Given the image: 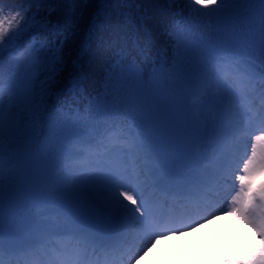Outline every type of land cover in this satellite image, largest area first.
<instances>
[{
  "label": "snow or ice",
  "instance_id": "obj_1",
  "mask_svg": "<svg viewBox=\"0 0 264 264\" xmlns=\"http://www.w3.org/2000/svg\"><path fill=\"white\" fill-rule=\"evenodd\" d=\"M42 2L44 0H20V5L13 7L6 4L5 0H0V91L5 87L3 72L5 49L9 50L10 55L16 53L20 47L17 43L19 37L30 26H34V32L39 33L50 25V21L45 22L44 18L37 21L38 13L30 14L31 6ZM195 3L207 5L215 3V0H195ZM220 3L221 5L243 3L259 6L260 51L264 56V0H220ZM25 4L28 7H23ZM6 9L9 12L7 16L4 15ZM13 11L15 15L11 14ZM196 11L199 10L196 9ZM17 28L19 30H15ZM10 31L11 34H9ZM67 39L66 34L59 41H49L34 35L33 40H39L38 46L34 43L24 52H20L19 56L23 58V63H16L15 71L8 76L7 110L0 103V264H5L2 257L6 251L9 254L35 251L49 236L48 230L44 228L36 229L27 237L17 236L11 231L6 236L3 227V210L6 189L10 201L14 193L17 161L29 136L28 122L35 118L39 106L44 104L46 93H37L35 89L36 73L42 62L47 60L52 65L51 80H55L56 76L63 71V45ZM174 42L181 68L171 74V84H165L171 93V102L183 104L190 95L197 98L193 100V104L201 110L205 123L204 139L209 145H218L227 137L244 131L233 126L229 118L228 96L234 95L235 89L225 81L224 68L231 65L238 74L241 70L235 65L228 49L222 45H209L193 48L194 55H190L186 36H177ZM162 71L160 67H153L150 73L142 70L141 65L130 60L121 50L116 54L108 76L111 81L119 74L127 87L121 89L118 99L110 108L97 114L101 123L92 132L82 134L77 128L72 110L69 109L64 112V123L62 125L57 123L52 128L49 156L52 169L57 173V182L70 180L77 184L102 178L117 189V194L109 202L118 222L116 236L105 237L98 234L79 213L71 210L63 212L64 230L60 234L66 235L77 244L113 248L132 230L154 233L158 227L165 226L164 218L156 217L152 201L144 198L142 194L134 197L128 191H118L125 173L122 167L113 161V153L120 149L109 147L113 140H118L128 146L130 153L142 149L141 137L134 131V128L140 125L135 123L134 117L128 115L127 108L134 98L151 91L154 85L160 83L158 73ZM248 75L243 73L244 77ZM72 83L75 84L76 80ZM247 87L257 89L250 78ZM258 92L264 100V83L259 85ZM129 119L133 120L131 126L128 123ZM260 140H264V137H257V141ZM251 149V156H248L246 144L245 153L240 157V162L245 160L246 162L242 163L243 174L234 176V180L239 182V192L232 197L227 214L238 218L259 236V247L247 250L251 258L248 264H264V186H261L257 192L250 183L254 175L264 173V151L258 152L256 144H252ZM93 152H96V158L87 166L82 164V161ZM240 162H236V168L241 167ZM229 175L234 174L230 169L224 168H217L201 176L189 178H177L169 174L160 177L153 186L173 198L198 201L207 195L210 185L221 180L227 185ZM230 187L234 190L235 183ZM228 194L230 193L225 191L224 200H227ZM120 197L135 207L129 208L120 200ZM136 264H139V260Z\"/></svg>",
  "mask_w": 264,
  "mask_h": 264
},
{
  "label": "trees",
  "instance_id": "obj_2",
  "mask_svg": "<svg viewBox=\"0 0 264 264\" xmlns=\"http://www.w3.org/2000/svg\"><path fill=\"white\" fill-rule=\"evenodd\" d=\"M5 3L19 6L7 0ZM42 3L46 22L59 27L58 37L65 34L68 37L64 43L67 65L63 77L58 78L63 85L75 78L66 73L72 66L77 67L74 71L77 76L102 77L106 67H111L115 49L124 42L139 54L137 41L150 63L154 52L162 50L173 73L177 69L176 37L186 36L189 40L191 33L200 32L191 22L206 31L207 20L229 5H221L220 0L207 5L196 4L195 0H44ZM4 15H9L7 9ZM213 28L217 29V24ZM231 33L227 31L223 39H231ZM209 35L217 39L219 32ZM32 38L29 36L21 52L33 43Z\"/></svg>",
  "mask_w": 264,
  "mask_h": 264
},
{
  "label": "rangeland",
  "instance_id": "obj_3",
  "mask_svg": "<svg viewBox=\"0 0 264 264\" xmlns=\"http://www.w3.org/2000/svg\"><path fill=\"white\" fill-rule=\"evenodd\" d=\"M221 19H229L231 22H235L234 20V16L231 17H227L224 18L221 14L218 15V21H220ZM63 75V72H60L55 80L53 81V85L52 87L49 89L48 93L53 95L54 93H56L58 90H61V94L64 92H77L79 90V86L86 88V93H87V99H92V105L99 107V108H107V103L106 100L101 99V97L103 98V94H105L106 92H108L109 90H111L113 87L112 86H107L106 81L104 82H93L91 80H86L84 78H80L77 82V85L72 86L73 83L69 82L66 85H63L60 83V79L58 80V78H60ZM63 77V76H62ZM73 80V79H72ZM37 93H41V88H38ZM60 94V95H61ZM245 126L244 129L247 130V122H244ZM258 137V136H257ZM257 137H255L254 139V144L257 145V151L260 152L259 148H261L259 146V143H257ZM257 141V142H256ZM261 144L264 148V140H261ZM264 151V150H262ZM258 174H263V173H257ZM254 175L250 182L254 179V177L256 176ZM238 182V181H237ZM227 185H229V187L231 186L229 183H227ZM226 185V186H227ZM227 192H229L230 194H228V200L225 201V209H224V213L227 212L229 210V208L231 207V200L232 197H234L238 192H239V182L237 187L235 186L234 190H227ZM133 191H130L129 194H132ZM123 200V197H122ZM124 201V200H123ZM127 203V205L134 207V205H132L129 201H125ZM138 215V214H137ZM233 217V216H231ZM237 220H239L236 217H233ZM240 221V220H239ZM227 222L230 224V222L228 220H226L225 218L219 219L215 222H213L210 225H207L203 228H201L200 230L194 232V233H190L189 231L184 233V236H182L179 239V242H176V244L173 246V243L168 241V240H159V242L162 244L166 243L168 245V249H169V255L170 258L172 260V262L176 259H190L192 261V264H195V262L197 260H200L202 262H204V264H211L212 260H208L206 258V245H210L213 248L217 249H223L226 252H228L227 256L232 257L233 254L235 253V248H236V243L242 241V245L244 246V249L246 250L249 247H256V239H254L250 234L248 235L247 232L242 229L239 230V228L237 227H230V225L227 224ZM247 230V229H246ZM208 235V236H207ZM143 237L142 241H146L147 240V236H141V238ZM140 238V237H139ZM188 240V241H186ZM188 244V247L185 248L184 251L178 252L174 247L177 245H180L181 243H185ZM172 248V250H171ZM257 248V247H256ZM237 255V254H236ZM249 261V259H248ZM246 262H247V258H246ZM144 264H159L157 257L155 255V253L152 254H148L146 257V261ZM214 264V263H212ZM237 264V263H235Z\"/></svg>",
  "mask_w": 264,
  "mask_h": 264
},
{
  "label": "clouds",
  "instance_id": "obj_4",
  "mask_svg": "<svg viewBox=\"0 0 264 264\" xmlns=\"http://www.w3.org/2000/svg\"><path fill=\"white\" fill-rule=\"evenodd\" d=\"M173 264H192V261L190 259H176ZM195 264H204V262L197 260Z\"/></svg>",
  "mask_w": 264,
  "mask_h": 264
}]
</instances>
